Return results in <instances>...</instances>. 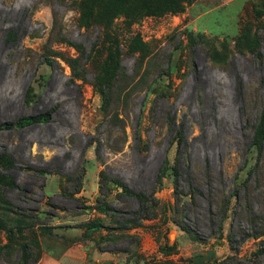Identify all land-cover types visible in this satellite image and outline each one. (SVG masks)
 Masks as SVG:
<instances>
[{
    "label": "rangeland",
    "instance_id": "rangeland-1",
    "mask_svg": "<svg viewBox=\"0 0 264 264\" xmlns=\"http://www.w3.org/2000/svg\"><path fill=\"white\" fill-rule=\"evenodd\" d=\"M108 50L118 75L106 90L125 95V133L102 112ZM263 101L264 0H0V124L51 110L48 123L0 128V264H264L263 237L240 242L234 198L215 232L236 173L242 181L257 163L252 148L238 170ZM179 127V190L189 192V172L201 191L184 205L173 176L156 182L163 160L175 163ZM110 179L153 197L143 201L152 214L141 218Z\"/></svg>",
    "mask_w": 264,
    "mask_h": 264
},
{
    "label": "trees",
    "instance_id": "trees-1",
    "mask_svg": "<svg viewBox=\"0 0 264 264\" xmlns=\"http://www.w3.org/2000/svg\"><path fill=\"white\" fill-rule=\"evenodd\" d=\"M151 54L152 52L149 55L151 56ZM113 61H114L113 52L111 50H108L103 60L101 70L103 72V75H110L111 80L109 81L110 83H107L106 86H104L101 90L102 101H103L102 102V112L107 120L112 119L119 126L121 124L120 129L123 133H125V130H124L125 126L122 121L123 119L119 116L120 114L119 106L120 104L123 103V100L125 99V95L123 97L122 93L118 92L117 95L115 93V97H112L111 95L109 96L110 92L106 90V87H109V86L112 87L113 83L111 84V82L116 80L117 79L116 76L118 75L117 70H115V65ZM47 63L52 65V60L48 59ZM145 73H148V70H146L144 74ZM159 75H161V73ZM165 75L168 77V73H165ZM128 84L131 85V86L129 85L130 86L129 92L138 90L137 89L138 84L134 82L133 77L130 76V81ZM34 95L35 94L32 93V88L28 87L24 93V101L27 103L31 102L33 100ZM160 97H163V95ZM50 119H51V110H48V111H44V112L37 113L34 115H23L17 118L13 122L6 121L0 124V128L21 129V128L28 127L31 125L48 123ZM184 137L185 136L182 131V128L179 127V129L175 131V134H174V140L178 144V151L175 157V163L172 166H169V161L167 158H165L156 176V182L158 184H161L162 179L164 177L173 176L175 202L176 204L183 203V205H184L183 195L189 194L193 201L197 194H201L199 186L194 184L193 177L191 176L189 172L187 173V182L189 183V186H190L189 192L182 193V191L179 190L178 179H180L181 177L182 165L185 163V159L183 157L185 152L181 151L182 145L185 142ZM252 148L257 149V154H258L257 163L253 167L247 170L246 176L244 180L242 181L238 180L239 173L238 172L236 173L233 179V187H235V189L232 190L227 195L225 196L223 195L222 197V200H221L222 205L221 207H219L220 209L219 214L221 215V217L218 219V226H217V229L215 230V232H218V231L219 233L221 232L222 222L226 218L227 211L230 208L231 200L234 198L235 203L233 206V214L236 219L238 218V216H240L241 221H245L246 223V228L240 227L241 229L239 230L237 229L236 231L237 233L241 235L240 242L244 241L245 239L249 237H255V238L263 237L264 238V101L262 103L261 110L257 118V122L253 126L250 141L247 147L243 149V152L246 153L244 165H242L241 168H239L238 170H242V168H245L247 166V163L249 160L248 155ZM113 150H118V147L113 148ZM9 161L13 163L14 158L10 156ZM187 168H188V165H187ZM66 178H67V181L69 182L73 181L72 177L66 176ZM110 181L118 186H121L123 194L131 195L138 199V201L140 202V209L135 213L137 214L140 213L141 218L143 216L147 217L148 214H152L147 209V206L144 205L143 201L150 198V200H153L154 202H156L153 197L148 198L146 195H144L141 192L135 193L119 180L110 179ZM104 182H108V179H106V181L104 180ZM79 184L80 183H78L77 190H79V187H80ZM100 186L102 187L103 185L101 184ZM239 189H243V193L239 194V191H238ZM63 192L67 195H72V193L67 192L66 187L64 188ZM256 195L259 196V200L261 202V207L259 209H257L254 205L255 200H256ZM98 210H101V207H98ZM186 211L187 209L184 206L181 209L177 210L176 213L179 212L181 213L183 218H186L187 217ZM212 216L214 217V215ZM136 224H140V223H138L137 221ZM102 227H103L102 223H99V222H93L92 224L91 223L88 224V228L95 230V231L100 230V228ZM180 227L187 232L194 233L195 236L199 240H201L196 229H192L190 226H188L184 222L180 223ZM236 232H235V227H232L228 234V241L230 245L232 246V248H234L235 243H236V240L234 239ZM159 248H160V251L165 256H169L175 253L176 251V246L174 244L168 245L167 243H165L163 245H160ZM263 252H264V239L261 240L260 247L256 251L255 255H259ZM226 261L227 260H221V261L214 260L210 263H203V264H226ZM247 261L251 262V261H254V259H248ZM153 264H195V263L187 259L185 261L178 262V263L173 262L171 260H167V261L165 260V261H157V262H154Z\"/></svg>",
    "mask_w": 264,
    "mask_h": 264
}]
</instances>
